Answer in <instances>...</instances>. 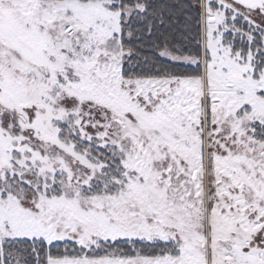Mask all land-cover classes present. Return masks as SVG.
I'll return each mask as SVG.
<instances>
[{
  "label": "snow or ice",
  "instance_id": "obj_1",
  "mask_svg": "<svg viewBox=\"0 0 264 264\" xmlns=\"http://www.w3.org/2000/svg\"><path fill=\"white\" fill-rule=\"evenodd\" d=\"M0 264H264V0H0Z\"/></svg>",
  "mask_w": 264,
  "mask_h": 264
}]
</instances>
